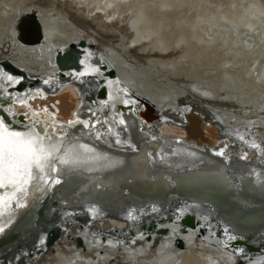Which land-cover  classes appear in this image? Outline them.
I'll use <instances>...</instances> for the list:
<instances>
[{
  "label": "bare ground",
  "instance_id": "6f19581e",
  "mask_svg": "<svg viewBox=\"0 0 264 264\" xmlns=\"http://www.w3.org/2000/svg\"><path fill=\"white\" fill-rule=\"evenodd\" d=\"M33 11L39 19L44 39L34 48L20 45L15 36L18 20ZM36 40L30 39L33 42ZM79 40L94 48L97 46L101 53L96 58L106 68L116 72L115 80L108 79L101 68L93 69V62H87L92 56L91 48L88 46L82 52L86 72L93 73V77L98 76L108 84L106 96L110 99L109 107L131 105L132 98L119 96L113 91L122 83L126 90L130 89L147 102H152L162 118L172 119L174 123H182L180 116L191 117V114L185 113L190 105L196 104L214 113L217 124L247 145L254 144L253 128H264V0H0V61H10L23 69L28 77L54 82L58 86L65 83L64 80H78L79 73L68 72L61 78L56 76L52 56L57 49ZM8 76L0 74L1 92H6L15 78L20 81V76L13 77L14 81ZM178 101L184 103L178 104ZM63 104L66 106L68 103L65 101ZM75 104L76 100L72 99L69 109ZM145 113L153 120L159 118L151 109L146 108ZM137 116L142 117V113ZM113 119L110 112L111 129L114 127ZM154 123L158 126L161 120ZM207 130L211 137L218 136L214 128ZM121 132V128L114 129L113 135H120ZM99 143L97 141L95 145ZM106 144L112 150L129 151L111 137ZM112 150L109 151L115 154ZM261 152L262 147L258 150V153ZM115 157L94 158L92 163L74 166L81 170L83 165L98 161L99 164L116 165L121 169H124L123 165L128 169L125 174L131 175L133 183L125 185L121 180L117 182L130 191L136 185L138 191H143L144 196L149 198L146 190L159 184L167 187L165 183L145 182L140 177L145 175L143 169L129 172L130 164ZM204 167L206 164H197L193 166V171L186 170L182 175L178 174L179 170L170 173L175 179L191 173L201 172L204 175ZM66 169H71V166ZM211 169L208 166V170ZM260 176L264 181V174ZM208 177L212 180L206 185L208 188L223 186L218 176ZM69 180L77 181L75 178ZM226 194L232 196L230 192ZM235 205L226 203L231 209H235ZM237 211L243 210L237 208ZM152 212L149 218L153 216L156 220L155 210ZM187 213L186 210L179 216L186 217ZM245 216L237 221L248 222ZM49 218L53 217L46 213L40 225L46 227L48 223L53 224ZM205 218L201 221L204 225L207 224ZM156 224V227L150 228L151 232L137 236L129 232L130 236L116 239L107 236L109 240L93 236L86 228L69 225L64 232H60V238L52 249L54 253L48 251V259L43 264H119L121 260L122 264H234L237 259V253L225 248L221 239L212 235L210 230L204 229L205 233L198 236L199 230L195 228L187 226L181 231L179 221ZM151 225L152 222L143 226ZM150 233L165 238L155 249H151L150 237L147 239L145 236ZM22 236L19 235L18 239ZM77 240L81 244L76 247ZM179 244L182 246L179 247ZM42 254H26V263L30 264L34 257ZM263 262L264 257L257 255L245 264ZM8 264H15V261Z\"/></svg>",
  "mask_w": 264,
  "mask_h": 264
},
{
  "label": "water",
  "instance_id": "95a60500",
  "mask_svg": "<svg viewBox=\"0 0 264 264\" xmlns=\"http://www.w3.org/2000/svg\"><path fill=\"white\" fill-rule=\"evenodd\" d=\"M16 30L20 33L17 40L22 45H35L44 40L34 11L18 20ZM31 38L37 40L33 42ZM84 45L82 41L77 46L71 42L67 48L57 50L58 77H63L65 70L78 72L81 69L78 60ZM0 67L12 77L20 76V81H14L6 92L0 91V116L5 117L6 122L18 131L27 130L33 126V122L36 130L42 133L46 127L52 143L60 148L59 152L53 154L50 176L40 181L39 188L27 192L19 207L16 197H12L10 206L0 216V226H3L0 232V264L14 261L25 264L26 254L52 250L60 238V232H64L69 225L86 228L94 236L116 239L130 236L129 232L134 235L151 232L156 223L169 221H179L183 230L187 226L210 228L225 248L242 256L264 257V181L260 176L264 174L263 127L251 129L254 144L246 145L245 141L234 138L217 124L207 108L196 104L190 105V110L185 113L191 114V117H179L181 124L168 120L155 126L154 122L158 123L160 117L153 103L123 86L118 92L132 97L134 104L114 105L111 110L107 105V88L97 76L80 75L78 80L66 81L58 86L54 82L28 77L22 69L7 60L0 61ZM100 68L109 78L115 76V71L108 70L104 64ZM72 99L76 100V104L69 109ZM65 101L68 103L66 106L63 104ZM146 108L153 110L159 118L153 120L146 115ZM110 112L114 117L112 129ZM139 113H142V117L137 116ZM119 128L122 134L113 135L114 129ZM208 128H214L218 136L211 137ZM110 137L129 151L112 150L106 144ZM97 141L100 143L95 145ZM81 144L88 145L94 151L86 152L79 148ZM261 147L262 152L258 153ZM69 149L79 152L80 162L77 164L92 163L94 158L117 156L122 159L121 162L130 164L129 172L143 169L145 175H139L145 182L165 183L167 187L161 184L153 186L145 192L150 198L145 197L136 185L130 191L127 186L117 182L121 180L125 185L133 183L131 175L125 174L128 169L123 165L121 167L124 169H121L116 165L99 164L98 161L83 165L79 170L77 166L62 164L59 157ZM197 164H206L207 168H203L205 176L201 172L186 174L178 179L171 176L170 172L176 173V170L181 175L186 170L193 171V166ZM68 166L71 169H66ZM208 166L212 169L208 170ZM109 170L111 173H108ZM213 175L220 178L218 180L222 182V187L206 186L212 181L208 176ZM74 178L77 181L74 180L73 185L69 179ZM3 191L6 190L0 189V193ZM226 192L232 193V196ZM211 197L215 199L211 200ZM226 203L230 206L235 203V209L226 206ZM237 208L243 211L238 212ZM153 210L157 214L156 220L153 216L149 218ZM186 210V217H180L179 214ZM46 213L53 217L49 218L53 224L48 223L44 227L40 224ZM244 214L248 222H238L237 219L244 218ZM204 216L206 225L201 223ZM151 222V227L143 226ZM36 228L38 230L33 235ZM19 235L24 236L18 239ZM76 242L81 244L79 240Z\"/></svg>",
  "mask_w": 264,
  "mask_h": 264
},
{
  "label": "snow or ice",
  "instance_id": "6c2138e0",
  "mask_svg": "<svg viewBox=\"0 0 264 264\" xmlns=\"http://www.w3.org/2000/svg\"><path fill=\"white\" fill-rule=\"evenodd\" d=\"M79 75L85 73L80 72ZM8 78L13 79L11 76ZM12 114L15 115L14 112ZM79 148L86 152L94 151L86 144L79 145ZM59 151L58 145L52 143L46 127L42 133L36 130L33 122L32 127L18 131L6 122L5 117L0 116V189L6 190L0 193V216L10 206L12 197H16L19 207L25 194L33 188H39L40 181L50 176L53 154ZM59 159L62 164L75 165L80 162V154L69 149ZM17 193L20 195L17 196ZM2 231L3 226H0V232Z\"/></svg>",
  "mask_w": 264,
  "mask_h": 264
},
{
  "label": "rangeland",
  "instance_id": "374dc122",
  "mask_svg": "<svg viewBox=\"0 0 264 264\" xmlns=\"http://www.w3.org/2000/svg\"><path fill=\"white\" fill-rule=\"evenodd\" d=\"M98 45V44H97ZM97 47V46H96ZM238 222H242V220H239ZM57 249V248H56ZM121 249H119L118 251H120ZM49 251H52L53 253H54V251L53 250H49ZM118 251H117V253H118ZM53 253H51V254H53ZM116 253V254H117ZM48 254L49 253H44V254H42V255H40V257L38 256V257H35L34 258V260L30 263V264H43V261L45 260H47L48 259ZM50 254V255H51ZM119 258H117V260H118ZM123 260H121V262L119 263V264H122L123 262H122ZM26 264H28V263H26Z\"/></svg>",
  "mask_w": 264,
  "mask_h": 264
}]
</instances>
